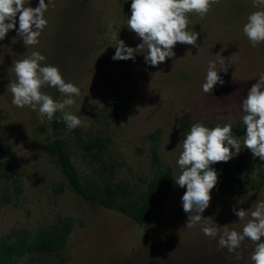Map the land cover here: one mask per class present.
Returning a JSON list of instances; mask_svg holds the SVG:
<instances>
[{
    "label": "rangeland",
    "instance_id": "374dc122",
    "mask_svg": "<svg viewBox=\"0 0 264 264\" xmlns=\"http://www.w3.org/2000/svg\"><path fill=\"white\" fill-rule=\"evenodd\" d=\"M131 3L52 0L37 45L26 47L16 29L0 40V240H33L63 221L71 224L62 250L27 253L10 264H253L251 240L245 239L235 252L219 248L218 240L225 228L242 232L251 211L264 202V161L242 147L228 162L210 165L237 177L247 190L223 192L214 186L209 206L192 228L186 227L188 214L181 201L186 186L174 179L181 171L178 144L192 124L210 129L231 125L234 137L243 141L241 103L264 74V42L253 47L242 29L249 14L264 6L220 0L203 17L187 13L186 31L199 33V47L177 42L175 57L154 67L139 53L134 60L112 59L119 39L133 48L142 42L126 25ZM38 4L25 0L26 6ZM33 51L46 57L42 66L58 67L65 82L80 89L65 111L77 115L81 126L69 129L57 111L61 126L56 131L66 141L89 200L71 189L45 151L55 133L52 120L41 117L38 109L12 104L7 85L16 77L11 67ZM217 54L228 70L218 71L223 85L205 94L209 62L220 67ZM41 91L54 101L66 98L55 87L45 85ZM168 171L172 189L152 217L138 224L123 208ZM233 208L248 215L240 221ZM205 225L217 229L215 238L203 234Z\"/></svg>",
    "mask_w": 264,
    "mask_h": 264
},
{
    "label": "clouds",
    "instance_id": "9594fccd",
    "mask_svg": "<svg viewBox=\"0 0 264 264\" xmlns=\"http://www.w3.org/2000/svg\"><path fill=\"white\" fill-rule=\"evenodd\" d=\"M220 0H132L131 16L127 20V27L140 39L135 48L129 47L121 39L115 44L113 60L135 59L136 54H143L146 64L158 66L166 58L175 57L174 46L177 42L184 45H197L199 33L186 31L189 24L187 13H197L205 16L212 4ZM52 0H39L37 7L25 5V0H0V40L6 37L9 30L16 29L26 47L39 43V36L47 26L44 13L48 10ZM253 7L261 8L264 0H252ZM54 6V5H53ZM17 14L19 27L16 28ZM243 33L253 47L264 42V8L254 11L247 17L243 25ZM115 39V37H114ZM220 64L210 61L202 85V91L209 94L215 85H223L224 81L218 71L227 73L225 58L217 54ZM46 57L38 51L30 56L13 62L15 82H10L7 89L12 94V104L16 107H30L37 110L41 117L51 120L57 111L63 113V121L69 129L81 126L82 121L71 112L65 111L72 106L74 96L80 95V89L70 82H65L58 67L42 66ZM55 87L66 98L62 102L43 93V86ZM241 107L245 113L242 120L246 126L243 141L236 139L231 125L208 128L201 123L191 125L190 131L178 144L182 151L177 160L180 174L174 179L186 191L181 197L183 211L188 214L187 228L195 227L202 219L201 213L209 206L210 191L218 182V174L210 165L217 162H228L238 155L242 147L251 151L253 159L259 157L264 161V74L248 90L242 100ZM130 119V118H129ZM234 149V151L232 150ZM233 212L243 221L248 212L243 208H233ZM251 219L243 226L242 232L227 230L218 240L219 248H227L235 252L245 239L255 244L251 254L253 264H264V202L257 203L250 213ZM202 232L206 237L215 238L217 229L203 226ZM237 259L240 258L237 254Z\"/></svg>",
    "mask_w": 264,
    "mask_h": 264
},
{
    "label": "trees",
    "instance_id": "16d2710c",
    "mask_svg": "<svg viewBox=\"0 0 264 264\" xmlns=\"http://www.w3.org/2000/svg\"><path fill=\"white\" fill-rule=\"evenodd\" d=\"M55 130L54 137L48 139L44 144L45 151L58 163L62 175L71 189L78 195L89 200L90 195L78 174L71 159L64 138L57 135L56 129L61 126L56 112L51 119ZM218 182L215 185L223 192L243 193L247 189L235 176L223 174L216 170ZM172 175L168 171L152 179L146 191L141 194L138 201L130 204L129 208H123L124 213L130 216L138 224L146 223L154 214L156 209L165 200L168 192L172 189ZM71 229L69 221L42 231L33 240L17 239L13 242L5 238L0 240V264H10L27 253H49L60 251L64 248Z\"/></svg>",
    "mask_w": 264,
    "mask_h": 264
}]
</instances>
